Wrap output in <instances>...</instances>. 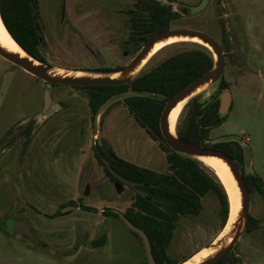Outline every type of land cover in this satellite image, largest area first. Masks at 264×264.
Listing matches in <instances>:
<instances>
[{
    "label": "rangeland",
    "instance_id": "rangeland-1",
    "mask_svg": "<svg viewBox=\"0 0 264 264\" xmlns=\"http://www.w3.org/2000/svg\"><path fill=\"white\" fill-rule=\"evenodd\" d=\"M123 1L131 3L132 0ZM170 1L177 8L181 3L195 4L199 0ZM41 4L46 8L42 10L46 16V45L42 54L49 64L99 72L98 69L129 61L130 56L124 55L120 45L126 36V26L122 20H114L118 17L116 11L122 7L118 0H68L65 21L61 20L57 1L52 4L53 16L49 18L50 1L41 0ZM221 17L233 39L234 49L224 74L230 82L233 100L226 120L211 130V143L223 137L243 141L248 138L244 144L251 149L252 168L245 167V170L264 179V0H211L209 6L188 23L221 40ZM120 29L123 36L119 38ZM167 46L151 61L149 68L180 50L181 45ZM52 89L56 99L52 112H70L74 120L68 124L59 122L64 140L58 144L61 134L56 130L59 126L51 128L53 138L49 144L60 149L57 160L48 157L44 166L34 167L27 161L20 166L16 151L9 148L13 138L10 140L8 133L34 116L42 119L40 112L45 103L46 86L42 80L0 56V200L6 208H12L13 214L23 209L26 215L23 211L18 215L20 219L40 217L39 213L35 214L37 208L58 211L73 198L81 199L95 210H76L70 205L65 216L48 218L45 224L56 232L43 240L48 241L52 249L43 257L24 256L20 263L136 264L145 261L144 244L127 225L118 217L99 213L101 207H116L124 212L132 204L135 192L129 185L122 192L112 182L101 185L105 175L94 158L97 139L94 135L98 133L97 137L106 141L121 158L159 172L166 170L167 153L147 129L134 120L122 99L103 113L97 126L88 105L87 90L64 85ZM217 89L215 86L204 91L202 99H209ZM57 99L65 100L67 110ZM15 155L12 165L9 162ZM91 180L99 182V188L85 195L83 189ZM251 215L264 224V198L258 193L252 196ZM5 222L6 219L1 220V224ZM261 228L245 233L238 242L234 249L240 259L238 264H264V226ZM63 230L65 232H61ZM221 230L219 200L214 194H208L203 198L199 215L180 220L168 248L170 260L184 261L208 246Z\"/></svg>",
    "mask_w": 264,
    "mask_h": 264
},
{
    "label": "trees",
    "instance_id": "trees-1",
    "mask_svg": "<svg viewBox=\"0 0 264 264\" xmlns=\"http://www.w3.org/2000/svg\"><path fill=\"white\" fill-rule=\"evenodd\" d=\"M148 7L152 12L147 17L150 25L156 26L165 21L166 25L161 28L164 31L168 28L169 22L179 16V13L173 11L171 6L164 7L156 2ZM0 13L13 38L28 53L46 62L40 51L41 43L35 21L37 0H0ZM219 22L223 29L222 45L227 51H232L234 47L230 34L227 32L226 21L221 17ZM145 41L147 39L143 42ZM179 44L181 46H179L178 53L173 54L153 69L143 70L135 78V88L148 92L150 95H133L122 100L135 121L146 128L167 153V170L159 172L124 160L118 157L104 140L105 149H101L100 154H97V159L103 165L107 177L116 184L119 192H122L126 185L110 172L103 162V157H106L111 166L123 177L143 183L139 188L146 193V197L135 191L134 200L124 213L135 225L144 229L150 237L156 264L183 262H172L168 255V248L180 220L191 215H199L203 210V198L206 195L214 194L219 200L222 229L230 214L228 192L218 175L200 160L172 150L161 132L160 117L168 100L207 72L214 64V55L207 47L194 42H176L171 46ZM122 69V67H111L98 69V71L110 73ZM129 87V84H123L76 88L88 91V103L92 118L95 119L100 107L109 98L126 92ZM226 89H230V82L224 77L218 85L217 92L209 99L203 100L201 95L192 98L181 113L177 133L186 141L205 147L219 148L229 153L242 168L252 196L258 193L264 198V179L258 174L246 172L245 150L242 144L235 140L211 143V130L221 125L227 117L219 113L220 95ZM119 102L116 101L110 108ZM67 206L62 205L61 208ZM81 207L89 211L95 210L83 204ZM103 213L120 218L115 209H103ZM60 214L58 212L56 216ZM259 223V219L250 215L246 233L260 228ZM0 228L11 233L1 223ZM132 232L142 242L141 237L134 231ZM239 260L235 251L232 250L216 264H238ZM136 264H148V260Z\"/></svg>",
    "mask_w": 264,
    "mask_h": 264
},
{
    "label": "water",
    "instance_id": "water-1",
    "mask_svg": "<svg viewBox=\"0 0 264 264\" xmlns=\"http://www.w3.org/2000/svg\"><path fill=\"white\" fill-rule=\"evenodd\" d=\"M209 3L210 0H201V2L197 5L194 6L187 5V6L190 9L191 14H198L201 11L205 10L208 7ZM181 38L198 39L200 42L198 44H201L207 47L210 51H212L214 55V64L207 72H205L200 77L189 83L186 87H184L176 95H174L170 100H168L160 117V128L162 135L165 141L167 142V144L170 146V148L181 155H185L198 160H200V158L202 157H213L221 160L231 172L240 192V207L237 210L233 222L226 230V227L230 219V214H229V218L226 222V225L221 230L219 235L208 246L204 247L208 249L207 255L199 263H197V264H216L223 257H225L230 251L235 249L238 242L246 233L251 215L252 194L244 177V172L235 158H233L229 153L219 148L205 147L184 140L178 135L177 126L175 131L171 130L170 115L172 111L179 104L185 102L186 105L192 98L201 95L204 91L211 89L215 86L218 87V85L224 78V74L226 71L227 57H226V51L224 50L223 46L221 45L218 39H216L213 35L203 30H199L195 28L178 27V28L168 29L159 32L155 34L153 37H151L141 47V49L133 57V59L122 70L117 72H110V73L90 72V71L68 69V68H61L58 66H54L28 53L14 38L13 39L20 46V48L24 53H22L21 51H14L12 49H9L0 42V56L6 59L7 61L21 67L23 70L30 73L34 77L47 83L45 105L40 112L42 118L48 116L53 110V106H54L53 97H52L53 85H64V86H72V87H90V86H109V85L129 84L130 87L126 92L112 96L100 107L95 117L96 125L99 126L100 121L102 120L103 113L116 101L121 99L123 100L125 97L133 96V95H150L148 92H143L135 88V84H134L135 78L141 74L145 66L148 64L151 58L156 54L154 52L159 45L166 44L164 45L165 47L169 44H173V42L172 43H168V42L175 39H177L178 41H175L174 43L186 42V41H182ZM232 100L233 98L230 89L224 90L220 95L219 113L221 116L224 117L229 113L232 106ZM230 140H235L242 144L245 150V167L252 168L251 149L249 146L247 147L245 146L244 144L245 141H243L242 139L223 137L213 143L230 141ZM98 141L99 144L103 143L100 138L98 139ZM105 163L109 168L110 172L119 181L127 185H130L131 187L135 188L138 193L146 197V193L138 187L143 183L132 181L130 179L123 177L111 166V164L107 160H105ZM115 212L119 214L121 220L127 225V227L131 231H134L141 237L147 254L148 264H156V260L152 250V243L150 237L145 232V230L135 225L121 210L115 209ZM4 213H5V209L3 208L2 205H0V218L4 215ZM230 213H231V208H230ZM8 229L12 233H24L30 237H33L30 224L24 220H18V219L13 220L9 224ZM202 249L203 248L195 252L192 256H190L182 263L192 258Z\"/></svg>",
    "mask_w": 264,
    "mask_h": 264
},
{
    "label": "flooded vegetation",
    "instance_id": "flooded-vegetation-1",
    "mask_svg": "<svg viewBox=\"0 0 264 264\" xmlns=\"http://www.w3.org/2000/svg\"><path fill=\"white\" fill-rule=\"evenodd\" d=\"M49 1H50V4L47 7V10L49 12L48 18L53 16L52 4L54 3V1H57L60 4L61 20L65 21L66 20L65 16H66L67 8H68V0H49ZM118 1H119V4L122 5V7H120L116 11L118 17L114 20H116V21L122 20L126 26V36L123 40H121L120 45L123 47V50L125 52L124 55L130 56L129 61L126 64L115 66V67H122V68H124L133 59V57L139 52L141 47L151 37H153L155 34H157L159 32L164 31V30H161V28H163L166 25L165 21L160 23V24H157L156 26L150 25L147 17L150 16V14H152V12L149 9L148 5L155 4L157 2L160 5L162 4V6H164V7L171 6L173 11L179 13V16L176 19L169 22L168 28L166 29V30H168V29H173V28H178V27L192 28L188 22H189V20H191L193 18L194 15H197V14H191L190 9L188 8L187 5L194 6V5H197L201 2V0H199L195 4L181 3L177 8H175L170 0H168V1H164V0H151V1L150 0H132L131 3L124 2L123 0H118ZM126 1H128V0H126ZM210 2H211V0H210ZM43 9H46V8H43V5L41 4V0H37V13L35 16V21H36L39 39H40V43H41V46H40L41 54H42V48H44L46 45V41H45L46 37L44 35V31H45V21L44 20L46 19V16H43V14H42ZM114 23L116 24L117 22L114 21ZM226 26H227V23H226ZM157 29H160V31H156ZM119 33H120V35H119V38H120V36H123V35H121V29H120ZM222 38H223V34H222ZM222 38H221V40H219L221 45H222ZM145 39H147V41L143 42ZM231 40H233V39L231 38ZM171 45L172 44L168 45L167 47H169ZM164 48H166V47H164ZM164 48L159 50V52H157L151 58V60L146 65L147 67L145 66L144 69H146V70L153 69V68L148 67L149 64L151 63V61L154 58H156L161 53V51ZM224 50L226 51L227 64H228V62H230L229 60H230V55H231L232 51H227L225 48H224ZM179 51L180 50L175 51L173 54L178 53ZM173 54H171L170 56H168L166 58H164V57L161 58V55H160L161 59H160L158 65H156L155 67L159 66L166 59L170 58ZM42 56H44V55L42 54ZM46 62H47V60H46ZM227 64H226V66H227ZM115 67H112V68H115ZM45 86H47V83H45ZM57 86H59V85H57ZM53 87H55V85H53ZM74 88L75 89H82V88H76V87H74ZM82 90H85V89H82ZM52 97H53V89H52ZM53 99L56 100L54 97H53ZM57 100L65 108V100H63V99L62 100L60 99L61 101L59 99H57ZM44 105H45V103H44ZM44 105H43V108H44ZM88 105H89V103H88ZM181 113L178 117V120L181 116ZM71 120L73 121L74 118L70 112L60 110V111L55 112V113L51 112L48 116H46L42 119H40L37 116H34L31 119H29L27 122H25L22 126H19V127L12 129L8 133V137L10 138V140L13 138V142L11 143V146L9 148L11 150L16 151V155H18V157H19L17 159V161L19 162L18 164L21 166V165H24V163L27 161L28 163H33V165H35L34 167H39V166H44L48 162V157L52 158L53 160H57L58 151L60 149L54 148V147H57V145L53 146V144H51V146H50V144H49V142L53 138V133H51L52 132L51 128L55 125L59 126L56 130V133L58 135L61 134V135H59V139L56 142L58 144V142L62 141V139L64 140V138L62 136L63 130H62L61 126L58 125L59 122L64 123V121H65V123L68 124L71 122ZM178 120H177V123H178ZM176 126H177V124H176ZM78 127H79V124H78ZM39 138H40V142H39ZM96 138H97L95 141L96 149L94 151L95 161L100 166H102L106 179H108L109 182H112L109 179V177H107V175L104 171L103 165H101V163L97 159V154H100L101 149L104 150L105 148L103 147V143L102 144L98 143L99 138L97 136H96ZM113 151L115 152L114 149H113ZM1 153H3V152H1ZM16 155H15V157L11 158L10 162L8 160V162L11 163L12 165H13V162L16 161V159H15ZM117 156L120 157L118 154H117ZM0 159H2L1 156H0ZM102 159H103L104 163H105V160H107L109 162V160L106 157H103ZM105 165H106V163H105ZM106 167H107V165H106ZM93 182H92V180L90 182H88L86 187L83 189L85 195H90L96 189L99 188V182H95V181H93ZM112 183H114V182H112ZM125 185L127 186V184H125ZM133 189H134V192L137 191L135 188H133ZM77 200H79V201H77ZM77 200L73 199L72 201H70V203L63 204V205H68V206L65 208H61L62 207L61 206L60 209L58 211H56V213L53 214L51 217H53V218L59 217L60 215L63 214L62 210L67 209L68 207H70V205H72V207H75V208H77V207L82 208L81 207L82 204L86 205L83 203V201H81V199H77ZM0 205H2L3 208L5 209V213L0 218V221L3 219L4 220L6 219V222L3 224V226H5L8 231H10L8 229V226L13 220H15V219L24 220L30 224L31 231L33 233V237H30L24 233H19V234L22 237H24L25 239L30 240L36 244H40L43 242V239L41 238V233L39 231H37L36 228L33 226V224L31 223V219L29 217H27L26 219H20L18 217V215L23 214L25 212L23 209L20 208V209H18V212L13 214L12 208H11V210L8 207L6 208L2 204L1 200H0ZM82 209H84V208H82ZM37 210H38V208H37ZM8 211H10V213ZM58 212H60L61 214L59 216H56ZM25 215H26V212L24 213V216ZM259 221H260L259 226L261 228L264 226V224L262 223L263 220L259 219ZM260 228H258V229H260ZM258 229H256V230H258ZM247 233H250V232H247Z\"/></svg>",
    "mask_w": 264,
    "mask_h": 264
},
{
    "label": "crops",
    "instance_id": "crops-1",
    "mask_svg": "<svg viewBox=\"0 0 264 264\" xmlns=\"http://www.w3.org/2000/svg\"><path fill=\"white\" fill-rule=\"evenodd\" d=\"M53 102H54V106H53V108H54L56 105L54 99H53ZM95 136H98V133H95L94 138H95ZM159 145H160V143H159ZM166 162H167V156H166ZM160 165H161V163H160ZM167 167H168V164H166V170H167ZM154 170H156V169H154ZM108 182H109V180L106 179V177H103V179H102L103 184L102 185H106V184H108ZM73 199H75V198H73ZM112 209H116V207L112 208ZM76 210H85V209L77 207ZM67 211H69V210L68 209L62 210V212H63L62 215L65 216L64 213H66ZM36 213H39L38 215L40 217L36 216V218L31 219V223L36 228V230L41 233L42 239H45L43 237H47L48 235H51L52 233L56 232L55 230H50L47 227V225L45 224V222L48 218H53L51 216L53 214H55L56 211L46 212L45 210H41L40 208H38V211H36L35 214ZM99 213L100 214L103 213L102 207L100 208ZM56 218H58V217H56ZM0 223H1V221H0ZM61 232H65V231L63 230ZM36 247H38V248H36ZM48 249H50V250L52 249L51 246L49 245L48 241L43 240V242L40 243V245H37L36 243L25 239L19 233H12V232L7 233L5 230L0 228V264H21L20 262L24 258V256H30L31 255L30 257H32V256H36V255H41V257H43V256H45V252H47ZM57 251H60V250H57Z\"/></svg>",
    "mask_w": 264,
    "mask_h": 264
},
{
    "label": "bare ground",
    "instance_id": "bare-ground-1",
    "mask_svg": "<svg viewBox=\"0 0 264 264\" xmlns=\"http://www.w3.org/2000/svg\"><path fill=\"white\" fill-rule=\"evenodd\" d=\"M182 41L186 42H196L200 43L198 39H192V38H181ZM175 41H178L177 39L171 40L168 43H174ZM0 42L6 46L9 49H12L14 51H22L20 46L16 43V41L12 38L11 34L7 30L2 17L0 13ZM166 44H161L159 45L154 53L159 52V50L162 49ZM185 102L179 104L171 113L170 115V125H171V130L175 131L176 129V124L178 117L180 113L182 112L184 108ZM175 127V128H174ZM200 161L204 163L207 167L211 168L220 178L224 186L226 187L229 198H230V208H231V213H230V219L229 223L226 227V230L229 228L230 224L233 222L235 215L237 213L238 208L240 207V192L237 187V184L229 171L228 167L219 159L213 158V157H202L200 158ZM208 253V249L204 248L201 251H199L197 254H195L192 258L187 260L186 262L182 264H197L199 263Z\"/></svg>",
    "mask_w": 264,
    "mask_h": 264
},
{
    "label": "built area",
    "instance_id": "built-area-1",
    "mask_svg": "<svg viewBox=\"0 0 264 264\" xmlns=\"http://www.w3.org/2000/svg\"><path fill=\"white\" fill-rule=\"evenodd\" d=\"M244 140L248 142V138H245Z\"/></svg>",
    "mask_w": 264,
    "mask_h": 264
}]
</instances>
